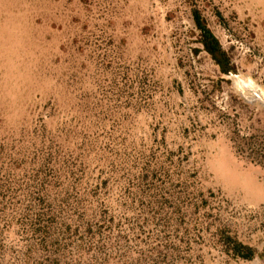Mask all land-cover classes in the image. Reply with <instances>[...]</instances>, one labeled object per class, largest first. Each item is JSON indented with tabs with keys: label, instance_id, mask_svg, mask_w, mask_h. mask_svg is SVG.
Segmentation results:
<instances>
[{
	"label": "rangeland",
	"instance_id": "374dc122",
	"mask_svg": "<svg viewBox=\"0 0 264 264\" xmlns=\"http://www.w3.org/2000/svg\"><path fill=\"white\" fill-rule=\"evenodd\" d=\"M92 8L0 0V264H264V0Z\"/></svg>",
	"mask_w": 264,
	"mask_h": 264
},
{
	"label": "crops",
	"instance_id": "0c3cea01",
	"mask_svg": "<svg viewBox=\"0 0 264 264\" xmlns=\"http://www.w3.org/2000/svg\"><path fill=\"white\" fill-rule=\"evenodd\" d=\"M153 0H78L80 9H83V12H87L91 10L92 7L100 8L102 6H109L111 10H114L116 7H123L125 9V12L128 13H137L139 8L144 9L146 6H151ZM77 10V8H76ZM112 13V12H111ZM110 13V14H111ZM134 18H131L129 16H117V17H108L107 21H130Z\"/></svg>",
	"mask_w": 264,
	"mask_h": 264
},
{
	"label": "trees",
	"instance_id": "16d2710c",
	"mask_svg": "<svg viewBox=\"0 0 264 264\" xmlns=\"http://www.w3.org/2000/svg\"><path fill=\"white\" fill-rule=\"evenodd\" d=\"M193 13L195 24L202 33L201 41L203 44V49L213 57V59L220 65V68L223 71H227L228 58L225 52L221 49L218 39L208 28L201 24L198 12L194 11Z\"/></svg>",
	"mask_w": 264,
	"mask_h": 264
}]
</instances>
